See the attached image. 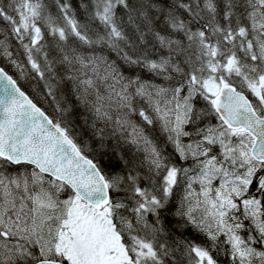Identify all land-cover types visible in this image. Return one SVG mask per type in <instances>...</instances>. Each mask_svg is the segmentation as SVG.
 <instances>
[{"label":"snow or ice","instance_id":"1","mask_svg":"<svg viewBox=\"0 0 264 264\" xmlns=\"http://www.w3.org/2000/svg\"><path fill=\"white\" fill-rule=\"evenodd\" d=\"M79 9L0 0V264H264V0Z\"/></svg>","mask_w":264,"mask_h":264},{"label":"trees","instance_id":"2","mask_svg":"<svg viewBox=\"0 0 264 264\" xmlns=\"http://www.w3.org/2000/svg\"><path fill=\"white\" fill-rule=\"evenodd\" d=\"M71 3L73 4L74 8L77 9V12H78V15L83 18V12L82 10L79 9V3H80V0H71ZM54 11V10H53ZM4 25L3 24H0V27H3ZM52 41V37L50 35H46L45 36V42L46 43H50ZM13 43V51L15 52L17 49H19V44L17 41L13 40L12 41ZM22 51V50H21ZM21 59H23V56L20 57ZM6 62L3 61L2 59H0V64H5ZM9 71H14L12 70L10 67H9ZM21 86L24 88V90L26 92H28L29 95L33 96V98H37L36 97V93L33 92V87H35L37 89V91H40L42 90L43 88V82H39L37 83L36 81L34 80H25V81H21ZM61 88L64 89L65 91L67 90V86L65 85H61ZM73 104L76 103L75 99L73 98V101H72ZM42 106L50 113V114H54L53 113V108L51 106H49L48 103H43ZM83 112V109L80 108L78 110H76L75 112V115L78 117L81 113ZM82 123V121H81ZM79 127V125H78ZM86 139V137H85Z\"/></svg>","mask_w":264,"mask_h":264}]
</instances>
